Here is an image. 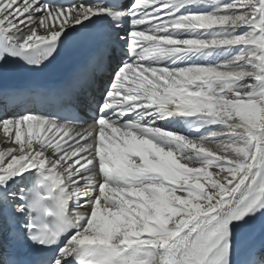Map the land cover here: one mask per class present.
<instances>
[{"label": "snow or ice", "instance_id": "6c2138e0", "mask_svg": "<svg viewBox=\"0 0 264 264\" xmlns=\"http://www.w3.org/2000/svg\"><path fill=\"white\" fill-rule=\"evenodd\" d=\"M100 23L69 88L0 91V264H264V0H0V65Z\"/></svg>", "mask_w": 264, "mask_h": 264}, {"label": "bare ground", "instance_id": "6f19581e", "mask_svg": "<svg viewBox=\"0 0 264 264\" xmlns=\"http://www.w3.org/2000/svg\"><path fill=\"white\" fill-rule=\"evenodd\" d=\"M60 2V0H56ZM40 34H44L43 30H39ZM117 58H112L108 72L115 67ZM111 77L108 74L97 76L95 82L88 88L89 97H86L85 93L81 94V99L79 101L78 107L87 106L89 100L98 102L102 99L103 89L107 87ZM89 106V104H88ZM39 109H33V111H38ZM87 130L88 128H84ZM91 131V128L89 129ZM3 140L2 133H0V141ZM2 150V148H0ZM250 246H254L261 250H264V218L257 219V224L253 226L250 230L241 237V251L240 256L243 255ZM239 258V257H238Z\"/></svg>", "mask_w": 264, "mask_h": 264}, {"label": "rangeland", "instance_id": "374dc122", "mask_svg": "<svg viewBox=\"0 0 264 264\" xmlns=\"http://www.w3.org/2000/svg\"><path fill=\"white\" fill-rule=\"evenodd\" d=\"M108 86V85H107ZM104 90H105V88H104ZM87 128H88V131H90L89 129L91 128V127H88V126H86Z\"/></svg>", "mask_w": 264, "mask_h": 264}]
</instances>
